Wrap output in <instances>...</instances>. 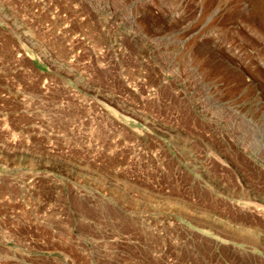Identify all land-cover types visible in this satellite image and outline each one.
<instances>
[{
    "label": "rangeland",
    "instance_id": "obj_1",
    "mask_svg": "<svg viewBox=\"0 0 264 264\" xmlns=\"http://www.w3.org/2000/svg\"><path fill=\"white\" fill-rule=\"evenodd\" d=\"M0 264H264V0H0Z\"/></svg>",
    "mask_w": 264,
    "mask_h": 264
}]
</instances>
